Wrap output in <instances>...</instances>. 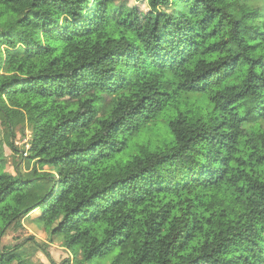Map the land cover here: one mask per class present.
<instances>
[{"label":"trees","instance_id":"trees-1","mask_svg":"<svg viewBox=\"0 0 264 264\" xmlns=\"http://www.w3.org/2000/svg\"><path fill=\"white\" fill-rule=\"evenodd\" d=\"M136 1L0 0V238L37 210L59 264H264V0Z\"/></svg>","mask_w":264,"mask_h":264},{"label":"rangeland","instance_id":"rangeland-1","mask_svg":"<svg viewBox=\"0 0 264 264\" xmlns=\"http://www.w3.org/2000/svg\"><path fill=\"white\" fill-rule=\"evenodd\" d=\"M130 4H138L142 9L146 8V3L138 2L135 0H129ZM165 131V122L161 119L158 122V128L156 131L150 133V136L160 137L164 134ZM28 136L22 138L19 134L15 139V144L19 149H22V146L26 143ZM27 148V146H26ZM5 154L8 156V163L6 165V169L10 172H14L12 167L13 162V153L8 147H5ZM23 168H26L23 166ZM39 211H33L29 216L23 218L21 220V225H16V223L12 224L5 230L4 235L0 238L1 245L4 244H16L21 241H24L25 248L31 251L34 256L33 259L37 261L39 264H59L64 259H66L70 255V252L67 251L60 245L59 238L50 237L49 234L43 227L42 221L39 219ZM26 238L28 241H26ZM43 247L45 251L48 252L47 257L46 253L42 251L40 248ZM117 253V249H113L110 252L106 253L103 256L94 257L86 264H109L115 254ZM51 258L55 263H51Z\"/></svg>","mask_w":264,"mask_h":264},{"label":"snow or ice","instance_id":"snow-or-ice-1","mask_svg":"<svg viewBox=\"0 0 264 264\" xmlns=\"http://www.w3.org/2000/svg\"><path fill=\"white\" fill-rule=\"evenodd\" d=\"M134 2H135V0H134Z\"/></svg>","mask_w":264,"mask_h":264}]
</instances>
